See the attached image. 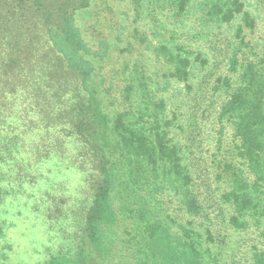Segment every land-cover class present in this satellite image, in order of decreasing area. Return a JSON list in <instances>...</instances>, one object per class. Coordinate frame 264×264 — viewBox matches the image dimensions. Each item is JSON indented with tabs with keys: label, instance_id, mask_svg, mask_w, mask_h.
<instances>
[{
	"label": "trees",
	"instance_id": "obj_1",
	"mask_svg": "<svg viewBox=\"0 0 264 264\" xmlns=\"http://www.w3.org/2000/svg\"><path fill=\"white\" fill-rule=\"evenodd\" d=\"M126 3L0 0V202L53 155L84 198L42 264H264V0Z\"/></svg>",
	"mask_w": 264,
	"mask_h": 264
},
{
	"label": "rangeland",
	"instance_id": "obj_2",
	"mask_svg": "<svg viewBox=\"0 0 264 264\" xmlns=\"http://www.w3.org/2000/svg\"><path fill=\"white\" fill-rule=\"evenodd\" d=\"M261 9L259 29L264 31ZM30 164L35 178L14 185L15 191L0 202V218L9 225L5 241L13 246L11 264H42L51 252L72 248L77 231L72 208L84 198L85 173L72 161L51 155Z\"/></svg>",
	"mask_w": 264,
	"mask_h": 264
}]
</instances>
